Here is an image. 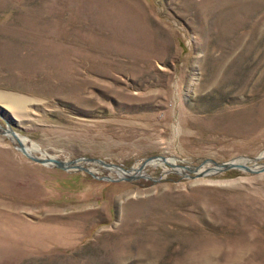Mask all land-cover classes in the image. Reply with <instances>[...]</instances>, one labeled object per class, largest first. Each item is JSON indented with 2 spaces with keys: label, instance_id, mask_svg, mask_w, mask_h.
<instances>
[{
  "label": "rangeland",
  "instance_id": "rangeland-1",
  "mask_svg": "<svg viewBox=\"0 0 264 264\" xmlns=\"http://www.w3.org/2000/svg\"><path fill=\"white\" fill-rule=\"evenodd\" d=\"M0 108L33 155L189 175L66 172L0 129V264H264V171L195 174L264 165V0H0Z\"/></svg>",
  "mask_w": 264,
  "mask_h": 264
},
{
  "label": "water",
  "instance_id": "water-1",
  "mask_svg": "<svg viewBox=\"0 0 264 264\" xmlns=\"http://www.w3.org/2000/svg\"><path fill=\"white\" fill-rule=\"evenodd\" d=\"M0 118L4 120V123H6L7 127L6 129H4V132L7 131V132H10L11 135H15L16 136V133L12 131L11 129V125H10V122L8 121V119L4 118L3 115H1L0 113ZM18 143V146H19V151L22 152L23 155H25L29 160L32 159L33 161L37 162V163H40L42 166L45 165V166H51V167H54V168H57V169H61L63 171H84L86 173H89L92 177H95V178H98L97 176H95L94 174H92V172L86 168L85 166H82L81 167L78 165L79 162H85L87 164L89 163H92V164H98V165H101L105 168L107 167H111V168H118V170L120 169V171L123 173L124 176H119V179H112V178H102V179H105V180H112V181H127V182H130L132 183V181L138 179L139 175H136V174H129L127 173L128 170H124V168L122 167H118V165H115V164H110V163H105V161H102V160H98V159H93L92 158H78V159H74V160H59V159H54V158H50V159H41V158H38V157H34V156H28L27 154V151H26V148L24 147V145H22L19 141H17ZM157 157H150V158H147L145 159V161H143V165L140 167L139 170H141L142 168L145 167V165L147 164V162H149L150 160L152 159H155ZM163 161H165V157H162ZM158 159V158H157ZM256 159L257 161H261L259 159V157L257 158H254ZM205 163H208V164H211L213 165V167L208 171V170H205L203 172H199V169L200 168H196V170L198 169V172L197 173V176H208L210 174H215V173H220L222 174V172H225V171H229V170H240V171H244L246 173L250 172V173H256V172H259V171H255L254 168L250 167V166H246L245 164H241V163H235L234 160L232 161H228V162H225V163H217L213 160H210V161H205L201 167L204 166ZM264 167V166H263ZM264 170V168H263Z\"/></svg>",
  "mask_w": 264,
  "mask_h": 264
},
{
  "label": "bare ground",
  "instance_id": "bare-ground-1",
  "mask_svg": "<svg viewBox=\"0 0 264 264\" xmlns=\"http://www.w3.org/2000/svg\"><path fill=\"white\" fill-rule=\"evenodd\" d=\"M16 101H18V99L16 100V98L14 99L13 97L10 99V101H7V102H9L11 105V108H15L16 106H17V102ZM20 101V100H19ZM2 111H4L2 108H0ZM5 112V111H4ZM5 114H7V113H5ZM4 114V115H5ZM1 115H2V113H1ZM3 115V116H4ZM4 118H6V119H8V121L10 122V120H9V118L7 117V115H5L4 116ZM10 125H11V127H12V124H11V122H10ZM5 126L7 127V125H6V123H5ZM6 127H0V129L2 130V131H4V129H6ZM12 129V128H11ZM12 131H13V129H12ZM6 133H7V131H5ZM14 132V131H13ZM9 133V132H8ZM7 133V134H8ZM16 133V136L15 135H11V136H9L10 137V139H11V141H13V142H15V143H17V141H19L22 145H24V147H27V154H28V156L30 155V156H34V157H38V158H41V159H43V157H39V156H36V155H33L32 153H31V149H34V150H37V147H35V146H31V145H27V142L25 141V140H19V139H25V137H23V136H21L20 134H18L17 132H15ZM28 139V138H27ZM28 142H29V139L27 140ZM18 146V145H17ZM30 146H31V148H30ZM19 147V146H18ZM19 150V149H18ZM46 156V155H45ZM47 157H49V156H46V158ZM155 157H157V156H155ZM264 157V153H262L261 154V156L259 157V158H263ZM50 158H52V157H50ZM158 158V159H157ZM157 158H155V159H152V160H150L149 162H147V164L145 165V167H147V166H149V167H165L166 165L165 164H167L169 167H172V166H176V167H174L173 169L174 170H176L177 172H179V169H180V174H182V175H184L185 177H189V175L185 172V168L184 167H182V166H180V165H177V164H173V162H169L168 160H166L165 159V161H163L162 159V157H157ZM234 162L235 163H241V164H245L246 166H250V167H252V168H254L255 169V171H259V172H262V171H264L263 170V166L264 165H258V164H256V162H255V160H253V161H250V160H246V159H239V158H237V159H235L234 160ZM143 163L144 162H142V163H140L139 164V167L138 168H134V169H132V170H130V172H127V173H129L130 175H131V173L132 174H136V175H139L138 177H141V175L143 174V170H144V168H142L141 170H139L140 169V167L143 165ZM251 163V165H249ZM82 165V166H85V165H87V163H85V162H79V165ZM81 165H80V167H81ZM98 165V164H97ZM101 166V165H100ZM51 167V166H50ZM103 167V166H102ZM166 169V168H165ZM211 169V168H210ZM210 169H207L206 168V170H210ZM105 170H107V171H110V172H113V173H118V175L119 176H124L123 175V173L120 171V169L118 170V168H111V167H107V168H105ZM198 170V169H197ZM205 170V169H204ZM200 171V170H199ZM201 172H203V171H201ZM257 173V172H256ZM196 175H197V173H195ZM119 176H118V178H119Z\"/></svg>",
  "mask_w": 264,
  "mask_h": 264
}]
</instances>
